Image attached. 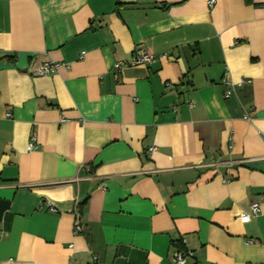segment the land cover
Here are the masks:
<instances>
[{"label": "crops", "instance_id": "obj_1", "mask_svg": "<svg viewBox=\"0 0 264 264\" xmlns=\"http://www.w3.org/2000/svg\"><path fill=\"white\" fill-rule=\"evenodd\" d=\"M208 1L0 0V264H264V0Z\"/></svg>", "mask_w": 264, "mask_h": 264}, {"label": "built area", "instance_id": "obj_2", "mask_svg": "<svg viewBox=\"0 0 264 264\" xmlns=\"http://www.w3.org/2000/svg\"><path fill=\"white\" fill-rule=\"evenodd\" d=\"M207 4H208V7H212L214 4V1L209 0ZM150 57L151 56L147 52H144L143 50H138L136 52L134 63L136 64L146 63L149 61ZM57 68H58V65L55 63H52V62L44 63L34 71L33 75L48 76L54 73L57 70ZM222 83L225 86V89L223 92V98L225 99L229 98L232 95L233 90H234L233 87H239L242 84V83H237L236 85H233L227 79H224ZM60 122H64V119H61ZM35 147H36L35 139L32 138L27 145V150L31 151L35 149ZM47 206H48L49 212L51 213L56 212V210L54 208H51L50 205H47ZM258 214H259V205L257 203H253L250 205V214L242 213L239 216V219L242 223H246L250 220L251 217L257 216ZM187 256H190V255L187 253L176 252L172 255L171 260L174 264H185V258Z\"/></svg>", "mask_w": 264, "mask_h": 264}]
</instances>
